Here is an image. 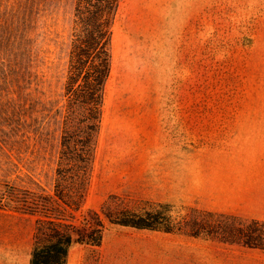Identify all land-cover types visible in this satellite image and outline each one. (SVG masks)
Instances as JSON below:
<instances>
[{
  "label": "rangeland",
  "instance_id": "374dc122",
  "mask_svg": "<svg viewBox=\"0 0 264 264\" xmlns=\"http://www.w3.org/2000/svg\"><path fill=\"white\" fill-rule=\"evenodd\" d=\"M77 0H0V264H30L62 133ZM92 171L74 223L111 206L159 208L183 233L111 224L100 246L75 241L68 264H264L224 242L231 214L183 201L189 180L222 175L243 211L264 173V0H121ZM162 202L163 206L143 204ZM236 216V215H234ZM243 219H250L238 216ZM199 233L194 236L192 233ZM77 234L74 233L76 238Z\"/></svg>",
  "mask_w": 264,
  "mask_h": 264
},
{
  "label": "trees",
  "instance_id": "16d2710c",
  "mask_svg": "<svg viewBox=\"0 0 264 264\" xmlns=\"http://www.w3.org/2000/svg\"><path fill=\"white\" fill-rule=\"evenodd\" d=\"M121 0H77L75 26L69 64L64 82L62 133L59 160L54 183L55 199L61 201L69 214L49 204L52 196L38 207L26 206L25 212L38 214L33 236L30 264H68L75 241L100 246L107 228L101 214L111 224L151 229L167 233H183L172 213L159 208L131 209L111 206L112 194L94 211L96 221L74 223L73 212L82 208L95 158L100 132L106 86L111 74V40ZM50 202V203H49ZM143 204L160 206L162 202L142 200ZM221 226L222 234L207 229L208 236L244 247L264 250V219H243L230 215ZM74 233L77 234L76 238ZM194 236L200 234L192 233Z\"/></svg>",
  "mask_w": 264,
  "mask_h": 264
},
{
  "label": "crops",
  "instance_id": "0c3cea01",
  "mask_svg": "<svg viewBox=\"0 0 264 264\" xmlns=\"http://www.w3.org/2000/svg\"><path fill=\"white\" fill-rule=\"evenodd\" d=\"M204 185L196 186L194 179L191 178L188 184V191L182 198L184 202L195 205L200 209L211 210L218 213H226L236 216H243L250 219H264V173L259 175L257 181V191L251 200H254L255 208L249 211H243L239 207L241 194L236 187L227 190L225 187L222 175H218L216 179L211 178L216 182L214 188L208 187L209 175L207 170H204ZM255 249V248H252Z\"/></svg>",
  "mask_w": 264,
  "mask_h": 264
}]
</instances>
